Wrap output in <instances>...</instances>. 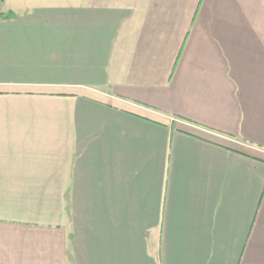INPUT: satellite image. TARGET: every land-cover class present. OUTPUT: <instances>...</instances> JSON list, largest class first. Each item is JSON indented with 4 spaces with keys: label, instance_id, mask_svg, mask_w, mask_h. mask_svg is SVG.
Returning <instances> with one entry per match:
<instances>
[{
    "label": "crops",
    "instance_id": "1",
    "mask_svg": "<svg viewBox=\"0 0 264 264\" xmlns=\"http://www.w3.org/2000/svg\"><path fill=\"white\" fill-rule=\"evenodd\" d=\"M0 264H264V0H0Z\"/></svg>",
    "mask_w": 264,
    "mask_h": 264
},
{
    "label": "trees",
    "instance_id": "2",
    "mask_svg": "<svg viewBox=\"0 0 264 264\" xmlns=\"http://www.w3.org/2000/svg\"><path fill=\"white\" fill-rule=\"evenodd\" d=\"M15 16L13 12H7V13H0V18L3 19H11Z\"/></svg>",
    "mask_w": 264,
    "mask_h": 264
}]
</instances>
